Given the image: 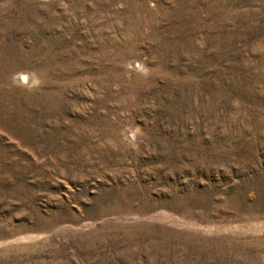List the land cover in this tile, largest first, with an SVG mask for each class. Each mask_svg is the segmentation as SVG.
Returning <instances> with one entry per match:
<instances>
[{
	"label": "rangeland",
	"instance_id": "1",
	"mask_svg": "<svg viewBox=\"0 0 264 264\" xmlns=\"http://www.w3.org/2000/svg\"><path fill=\"white\" fill-rule=\"evenodd\" d=\"M0 264H264V0H0Z\"/></svg>",
	"mask_w": 264,
	"mask_h": 264
},
{
	"label": "bare ground",
	"instance_id": "2",
	"mask_svg": "<svg viewBox=\"0 0 264 264\" xmlns=\"http://www.w3.org/2000/svg\"><path fill=\"white\" fill-rule=\"evenodd\" d=\"M25 77V76H24Z\"/></svg>",
	"mask_w": 264,
	"mask_h": 264
}]
</instances>
